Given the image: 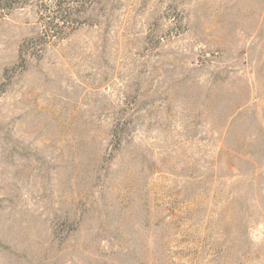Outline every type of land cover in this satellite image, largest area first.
Wrapping results in <instances>:
<instances>
[{"label":"rangeland","instance_id":"rangeland-1","mask_svg":"<svg viewBox=\"0 0 264 264\" xmlns=\"http://www.w3.org/2000/svg\"><path fill=\"white\" fill-rule=\"evenodd\" d=\"M39 31L0 22V264H264V0Z\"/></svg>","mask_w":264,"mask_h":264},{"label":"trees","instance_id":"trees-1","mask_svg":"<svg viewBox=\"0 0 264 264\" xmlns=\"http://www.w3.org/2000/svg\"><path fill=\"white\" fill-rule=\"evenodd\" d=\"M97 1L0 0V22L14 11L33 8L40 31L23 46L37 42L61 41L85 25L87 12Z\"/></svg>","mask_w":264,"mask_h":264}]
</instances>
